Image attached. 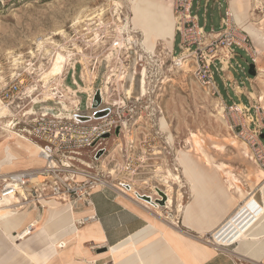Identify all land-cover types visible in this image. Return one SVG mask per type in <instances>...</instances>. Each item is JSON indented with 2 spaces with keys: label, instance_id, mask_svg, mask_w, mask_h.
Returning <instances> with one entry per match:
<instances>
[{
  "label": "rangeland",
  "instance_id": "1",
  "mask_svg": "<svg viewBox=\"0 0 264 264\" xmlns=\"http://www.w3.org/2000/svg\"><path fill=\"white\" fill-rule=\"evenodd\" d=\"M132 2L0 0V91L24 73H32L34 80L41 79V73L51 66L54 52L61 46L65 54L71 56L65 68L68 76H73L70 64L78 62L75 78H79L81 69L84 74H88L86 68L95 69L92 79L98 76L103 86L118 87L122 97L127 94L141 98L147 94L135 115L138 123L130 134L118 142H115L116 136L108 140V148H115L111 167H141L135 184L143 192L149 193L155 186L162 185L172 198L181 196L176 188L181 185V192L186 191L183 169L179 170V175L173 170L174 167H182L179 158L184 153L200 167H211L207 166L206 159L214 162L213 166L224 164L229 170L235 167L244 180L250 182L241 170L249 167L257 171L261 169L246 157L244 141L239 133L250 125L252 129L256 125L264 126V46L261 44V41L264 42V0H228V5H214L211 1L207 8L206 0L195 2L193 13L207 32H211L212 28L220 31L221 19L232 3L244 5L246 16L243 24L236 23L234 18L231 21L235 33L248 38L247 48L257 63L252 62L247 51L237 49L233 68L221 75L215 73L220 95H213L200 85L191 67L181 69L175 66L171 54L162 44L158 45L154 56L145 54L146 46L144 48L139 44L131 49L127 45L129 32H132V26L129 28ZM127 23L128 29L121 32L120 27ZM246 27L253 30L258 38L249 34ZM132 35L135 41L142 43L140 33L132 32ZM47 38L45 48L40 50L38 42ZM179 44L180 36L176 35V54L180 53ZM257 47L263 48L260 55L255 53ZM252 64L256 67L255 76L249 73ZM257 66L262 70L260 74ZM144 70L146 85L142 91L140 83ZM31 78L27 83H31ZM75 78L73 81H76ZM131 79L135 80L133 86ZM67 83L68 86L73 85L71 79ZM113 94V98L118 97L116 91ZM252 94L257 98H253ZM81 99L84 107L85 96L81 95ZM43 103L52 106L45 96ZM238 105L242 108L239 109ZM162 119L168 126L166 130L161 127ZM3 126L11 127L5 114L0 118V127ZM4 135V132L0 133L1 145ZM170 135L173 140H170ZM233 140L237 143L234 144ZM196 141H200L199 147H196ZM158 168H163L164 172H155ZM174 176L181 181H176ZM238 179V186L245 190L243 179ZM16 200L20 202V198L16 197Z\"/></svg>",
  "mask_w": 264,
  "mask_h": 264
},
{
  "label": "built area",
  "instance_id": "2",
  "mask_svg": "<svg viewBox=\"0 0 264 264\" xmlns=\"http://www.w3.org/2000/svg\"><path fill=\"white\" fill-rule=\"evenodd\" d=\"M166 1L171 4L176 20L175 33L180 36V53L176 54L175 49L170 52L175 66L181 69L191 67L200 85L213 95H220L215 73L221 75L233 68V61L238 56L237 49L247 51L252 62L257 63L247 48L248 38L235 33L229 9L225 10V16L221 19L220 31L212 28L211 32H207L193 13L196 0ZM77 65L78 62L70 64L73 76H68L66 69L60 82H51L49 92L53 101L50 105L53 107L43 103L46 87L41 79L31 78L32 73L19 75L0 91L1 103L12 114L7 118L11 121V128L22 138L38 145L39 156L43 161L39 168L0 175V198H20V202L15 205L20 210H44L48 207L46 202L78 209L80 205L91 207V198L96 191L112 189L127 197H130L128 192H133L139 200H142L140 196H148L153 203L142 200L147 206L162 217H172V211L167 206L169 198L165 187L157 185L149 193L133 190L135 177L141 167H111L115 148H108V140L116 136L115 142H118L130 134L138 123L135 115L147 94L141 98L129 97L127 94L122 97L118 87L103 86L98 76L92 79L95 69L91 71L86 68L88 74H84L81 69L79 78H75ZM29 77L32 80L30 84L27 83ZM73 77L76 81H73ZM69 79L72 80V86H68ZM114 91L117 92V98H113ZM97 94L100 103L96 100ZM81 95L85 96L84 107ZM42 104L44 106L40 108ZM105 111H108L106 116L96 118L98 113ZM87 118L89 120H81ZM263 136L264 126L257 125L254 129L251 125L242 128L239 133L246 145V157L264 171ZM180 169L174 167L173 171L179 175ZM33 178L42 180L32 183ZM158 190L167 197L164 205L157 202L163 201ZM96 220L97 215L92 214L79 221V224L85 225ZM35 227L32 223L26 229L32 232Z\"/></svg>",
  "mask_w": 264,
  "mask_h": 264
},
{
  "label": "crops",
  "instance_id": "3",
  "mask_svg": "<svg viewBox=\"0 0 264 264\" xmlns=\"http://www.w3.org/2000/svg\"><path fill=\"white\" fill-rule=\"evenodd\" d=\"M211 1L214 5H228V0H206L205 5ZM131 26L134 28L132 23ZM134 31L141 34L143 41L142 33L137 29ZM175 37L176 33L172 49H175ZM158 44H164L165 49L163 40L159 39ZM166 48L170 53V47ZM187 169V173L182 171L187 188L182 192L181 185L176 188L181 196L173 198L172 217L160 216L144 201L136 199L133 192H128L130 198L112 189L96 191L91 198V207L80 205L75 209L76 229L66 230L62 223L59 225L61 214L68 206L60 205L57 208L60 212L57 209H29L22 229L34 222L39 224L30 238L17 241V249L0 250V264H240L239 261L264 264V226L255 229L260 240L248 247L239 243L220 247L214 241L217 229L230 223L240 207H244L246 199H255L250 206L252 214H249L255 216L261 212L264 171L251 167L242 169L245 177L253 171V178L246 182L235 167L230 170L226 167L225 172H230L238 181L222 174L218 167ZM238 177L245 183L247 196L244 199L238 192L241 188ZM136 186L133 190L143 192ZM92 214L97 215L95 222L79 224ZM231 227L228 240L238 233Z\"/></svg>",
  "mask_w": 264,
  "mask_h": 264
},
{
  "label": "bare ground",
  "instance_id": "4",
  "mask_svg": "<svg viewBox=\"0 0 264 264\" xmlns=\"http://www.w3.org/2000/svg\"><path fill=\"white\" fill-rule=\"evenodd\" d=\"M130 10L132 14V19H130L129 24L132 23L134 25V28H131V31L136 33V31L134 30L137 29L142 33L144 37V40L142 41L143 44L138 43L137 41L134 40L132 32H129L130 34L128 35V39L126 43L128 46H131V49L132 47H136L140 44L141 46H144V48L146 46L145 54H150L154 56L157 52V47L159 45L158 41L159 39H161L165 43V49H167L166 46H169L170 50H172V43L176 32V20L171 5H169L166 1H162V0H133ZM229 10L236 23L243 24V19L246 16L244 5H235L234 3H232ZM119 20H121V18H119ZM129 24L127 23L126 25L124 24L122 27H120L121 32L128 29ZM245 30L249 34L253 35L254 37L256 36V38H258L257 35L254 33V31L251 30L250 28L246 27ZM56 35L58 34L56 33ZM256 41L257 44H260L258 40ZM47 42H48V38L46 40L42 39L38 42V46L40 50L45 48V43ZM261 44L264 46V42L261 41ZM262 52H263L262 47L261 48L257 47L255 50L256 55H260ZM47 53H51V52L47 51ZM68 57L71 56L65 54L64 48L59 46V50L58 51L56 50L54 52L51 66L46 71L41 73L40 76L42 77L41 81L44 83L46 87L45 99L48 102L50 101L52 103L53 100L51 97L52 95L49 92L50 90H47V88H49L52 80L57 82L60 79V76L64 74ZM15 62H17V60H15ZM257 68H258V73L260 74L262 70L258 66ZM106 85H107L106 87L109 86V84ZM133 85H135V80L131 79V86ZM145 85H146V73L144 70L140 83L142 91H144ZM144 96L146 95L143 94L141 97ZM251 96L253 98H257L255 94H252ZM238 108L241 109L242 106L238 105ZM0 113H3L2 114L3 116L0 115L1 116L0 118L4 117V114L7 116V118H9L12 115L11 111L7 109L5 106H3L1 101H0ZM10 122L11 121L9 120V125L11 126ZM161 127L163 130H166L168 128L165 119L161 120ZM2 132H4L5 135L3 138L2 145L0 144V147H2V149L0 150V175L10 174L16 171H20V169L39 168L43 165V161L39 156V147L37 144H35L34 142L28 139L22 138L20 135H18V133H16V131L13 128L9 126L0 127V133ZM170 140H173L172 135H170ZM233 143L236 144L237 141L233 140ZM200 144H201L200 141H196V147L197 146L199 147ZM243 147L245 149V154H246V145L244 143H243ZM179 160H180V165L183 167V170H185V173H187L188 167H200L188 154L184 153L179 158ZM206 163L207 166L218 167L224 172V174L231 177L232 180L238 181L237 178L231 175L230 172L228 173L225 172L226 167H224V164L213 166L214 162L212 163L208 159H206ZM11 168L14 169V171L13 170L9 171V169ZM157 170L156 172L158 174L164 172L163 168H158ZM174 177L176 181L180 179L179 177L178 178L176 176ZM247 178L250 180L253 178V171H250L247 174ZM41 180L42 178H33L32 183H36ZM169 188H171V186ZM261 189L264 194V185L262 186ZM238 192H240V196L242 199H244L247 196L246 191L241 188H238ZM166 193L169 198L167 206L168 208L171 209L174 203L173 198L171 197V195H169L167 191ZM253 202H255V199L253 197L246 199L244 203V207L243 206L240 207L238 213L234 215V218L231 219L230 221L231 224L228 223V225H223L220 228V230L217 229L218 231L214 235V241L217 244V246L221 247L223 245L227 246L233 243H237V244L239 243L242 246L248 247L249 245H253L254 241L260 240L258 237V233H255V229L264 226V207H261L260 213H258L255 216H252L251 215L252 209L250 208V206ZM16 203H18L16 197L5 198L3 200L0 198V250L1 251L2 249L5 251H13V249L14 250L17 249L16 247L18 246V242H17L18 240H22V241L27 240L32 235L31 234L32 232H29L28 229L26 228L22 229L24 217L27 216L30 212L27 209L20 210L18 206H15ZM45 205L49 207L45 208L44 210L46 209L55 210L60 206V204L54 202L52 203L46 202ZM180 208L181 206L179 207L178 211H180ZM57 211L60 212L61 210L57 209ZM248 212L251 214H249ZM74 214H75V209L68 207V210L62 212L59 225L60 223H62V228L66 230L76 229V220ZM244 223L245 225L242 227ZM34 224L37 227L39 223L34 222ZM231 226H233L235 230H238V233H236V235L233 236V239L228 240V237L231 234L230 233V230L232 229Z\"/></svg>",
  "mask_w": 264,
  "mask_h": 264
},
{
  "label": "water",
  "instance_id": "5",
  "mask_svg": "<svg viewBox=\"0 0 264 264\" xmlns=\"http://www.w3.org/2000/svg\"><path fill=\"white\" fill-rule=\"evenodd\" d=\"M249 69H250L249 70L250 75L255 76L256 75V67H255V65L252 64ZM96 100H97L98 103H100V96H99V94H97ZM107 114H108V111H105L103 113H98L96 115V118H102V117L106 116ZM81 120H89V119L87 118V119H81ZM118 132L119 131L117 130V134H118ZM106 137H109V135H107ZM263 139H264V136H263ZM127 188L129 189V187H127ZM158 192L163 197V201H157V202H159L161 205H164L165 202H166V200H167V197L161 191L158 190ZM140 198L142 200H144V201L149 202V203H153L152 199L150 197H148V196H140Z\"/></svg>",
  "mask_w": 264,
  "mask_h": 264
}]
</instances>
